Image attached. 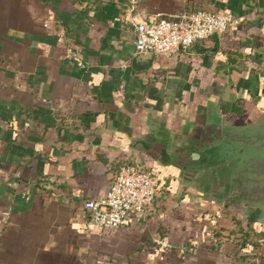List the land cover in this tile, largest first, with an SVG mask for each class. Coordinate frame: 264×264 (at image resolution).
<instances>
[{
  "label": "crops",
  "instance_id": "0c3cea01",
  "mask_svg": "<svg viewBox=\"0 0 264 264\" xmlns=\"http://www.w3.org/2000/svg\"><path fill=\"white\" fill-rule=\"evenodd\" d=\"M199 9L239 21L135 51L128 20ZM263 53L264 0H0V264H264V222L203 206L187 146L260 115ZM129 161L158 179L145 218L86 224Z\"/></svg>",
  "mask_w": 264,
  "mask_h": 264
},
{
  "label": "built area",
  "instance_id": "2783aa9c",
  "mask_svg": "<svg viewBox=\"0 0 264 264\" xmlns=\"http://www.w3.org/2000/svg\"><path fill=\"white\" fill-rule=\"evenodd\" d=\"M238 21V17L228 12L199 9L189 13L156 14L137 22L128 20V23L135 34L133 45L137 53L169 56L195 41L224 33L230 23ZM157 187V176L144 164L123 162L117 166L103 195L84 200L85 223L110 231L131 219L142 221Z\"/></svg>",
  "mask_w": 264,
  "mask_h": 264
},
{
  "label": "water",
  "instance_id": "95a60500",
  "mask_svg": "<svg viewBox=\"0 0 264 264\" xmlns=\"http://www.w3.org/2000/svg\"><path fill=\"white\" fill-rule=\"evenodd\" d=\"M141 61L139 66L148 64ZM131 63L136 65V59ZM187 146L193 150L203 206L264 222V103L259 116L242 124L201 125Z\"/></svg>",
  "mask_w": 264,
  "mask_h": 264
}]
</instances>
